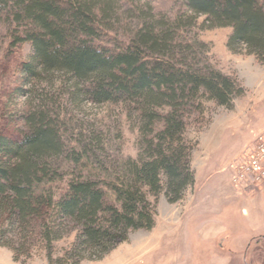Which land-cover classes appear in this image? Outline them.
Instances as JSON below:
<instances>
[{"label":"trees","instance_id":"16d2710c","mask_svg":"<svg viewBox=\"0 0 264 264\" xmlns=\"http://www.w3.org/2000/svg\"><path fill=\"white\" fill-rule=\"evenodd\" d=\"M180 1L204 17L205 27L231 28L230 52L243 50L264 62V0ZM95 2L0 0V21L5 15L18 26L10 30V46L30 44L32 54L21 70L28 81L59 73L71 82L73 100L127 106V115L134 114L138 123L140 152L123 161L119 174L104 169V178L84 177L81 171L94 155L74 147L66 153L49 111L34 108L25 114L27 133L19 141L0 135V218L23 229L36 220L49 248L63 224H71L78 231L73 250L103 255L130 232L154 226L149 196L163 194L169 203L182 198L193 184L187 121L193 111L201 112L203 100L230 108L242 88L233 77L201 64L195 45L177 43L167 25L145 23L120 48L101 45ZM60 156L79 173L68 172L58 193L50 185L65 174L52 166Z\"/></svg>","mask_w":264,"mask_h":264},{"label":"rangeland","instance_id":"374dc122","mask_svg":"<svg viewBox=\"0 0 264 264\" xmlns=\"http://www.w3.org/2000/svg\"><path fill=\"white\" fill-rule=\"evenodd\" d=\"M93 1H96L95 11L98 10L95 21L101 45L110 49L120 48L145 23L167 25L172 28L177 43L195 45L201 64L237 81L242 93L233 98L230 108L203 100L201 112L193 111L185 130V139L194 145L190 158L194 173L199 160L198 142L205 128L211 120L224 119L233 111L239 112L238 115L243 119V131L236 133L235 143L243 140L245 143L233 149L234 154L221 166L223 169L229 164L231 170L237 158L234 157L251 144L254 135L264 127V62L247 55L243 50L230 52L226 40L231 28L205 27L204 17L188 11L180 0ZM99 8L105 9L104 14ZM5 17L3 15L0 21V135L19 141L27 133L25 114L34 108L48 110V116L55 121L66 146V153L74 147L81 153L84 149L89 150L90 158L94 155L87 162L82 159V164L86 162L88 165L82 169V176L104 178L105 173H100L104 169L107 173L119 174L122 170L119 166L123 161L136 158L140 152L138 123L134 114L129 117L127 106L122 104H94L82 98L73 100L70 95L71 82L59 73L38 82L28 81L21 70L22 64L29 61L32 49L27 42L17 47L9 45L10 30L18 26L10 25ZM189 17L191 23H188ZM197 43L206 44L205 49H199ZM231 139L229 136L221 139L222 146L228 147ZM64 156L52 161V166L65 173L63 179L50 185L58 193L63 192L69 178L68 172L74 170L76 174L79 173L78 168H73ZM227 172L223 171L225 180L228 179ZM194 176L193 184L175 203L167 202L163 194H159L157 199L149 196L148 199L155 206L154 226L150 230L130 232L125 241L103 255L94 254L88 249L73 250L78 231L71 224H63L59 238L49 248L39 236L36 220L23 229L0 218V264H261L262 255L253 248L261 249L263 245L257 236L262 232L264 223L259 219L264 212L256 211L255 217H251L254 199L255 206L259 209L262 207L257 195L259 192L244 195L233 192L234 201L231 205L221 206L217 213L211 207L207 214L199 215L198 219L193 213L187 214V203L197 198ZM245 207H248L247 215L242 213ZM212 214L216 215L210 219L215 223L213 225H228L224 234L210 240L207 230L203 229L204 220L201 219Z\"/></svg>","mask_w":264,"mask_h":264},{"label":"crops","instance_id":"0c3cea01","mask_svg":"<svg viewBox=\"0 0 264 264\" xmlns=\"http://www.w3.org/2000/svg\"><path fill=\"white\" fill-rule=\"evenodd\" d=\"M248 104L251 106V103ZM238 113L239 112L237 111H233L224 119L211 120L208 127L205 128V132L200 135L197 148L199 154L198 167L197 170H194L193 173L195 175L194 180L196 182L195 186L197 191V198L195 200L191 199L190 202L187 203V214L193 213L196 217H198V219L199 215L207 214L211 210V207H213L212 211L217 213L220 211L221 206L231 205L234 201V191L229 184V176L231 174L232 167L231 170H229V164L225 168L223 167V169H221V166L225 165L226 160L234 154L233 149H238L245 143L244 140L243 142L237 141L235 143L236 133L243 131V128H241L243 119L238 115ZM263 129L264 127L261 129V131ZM258 134L254 135V140ZM225 136H229L230 138H232V142L228 145V147L226 146V148L222 146L223 144H221L223 142L221 139H223ZM234 145L236 146L234 147ZM238 154L234 158H236ZM224 170L228 171L226 174L228 175V185L226 184L227 180L224 179ZM234 194L236 193L234 192ZM257 195L259 196V199H261L259 204L262 207L260 209L257 208L255 206L256 202L254 199V205L252 206V209H254V211L251 212L252 219L255 217L256 211L264 212V190L259 192ZM246 204H248V202ZM247 208L248 207H245V209L243 208L242 211V213L245 215L248 214ZM214 215L215 214L208 215L207 217H203L201 219L204 220L205 226L203 229L207 230L206 233L209 235L210 240H213L215 237L224 234V232L227 230L226 227L228 225H213L215 223L210 219ZM259 220L261 223H264V221L262 222L261 216ZM260 222L259 225H261ZM252 224L255 225L254 223ZM262 226H264V224Z\"/></svg>","mask_w":264,"mask_h":264},{"label":"built area","instance_id":"2783aa9c","mask_svg":"<svg viewBox=\"0 0 264 264\" xmlns=\"http://www.w3.org/2000/svg\"><path fill=\"white\" fill-rule=\"evenodd\" d=\"M229 184L239 195L264 189V129L240 151L232 166Z\"/></svg>","mask_w":264,"mask_h":264},{"label":"flooded vegetation","instance_id":"af4514ba","mask_svg":"<svg viewBox=\"0 0 264 264\" xmlns=\"http://www.w3.org/2000/svg\"><path fill=\"white\" fill-rule=\"evenodd\" d=\"M261 217L263 219L264 218V214H261ZM261 228H262V232L257 237L260 238L262 240V242H263L262 248L261 249H259V248L258 249L253 248V249L255 250V252H260L261 253V255H262V262H261V264H264V226H262ZM254 250H252V251L254 252Z\"/></svg>","mask_w":264,"mask_h":264},{"label":"bare ground","instance_id":"6f19581e","mask_svg":"<svg viewBox=\"0 0 264 264\" xmlns=\"http://www.w3.org/2000/svg\"><path fill=\"white\" fill-rule=\"evenodd\" d=\"M239 153H240V152H239ZM238 155H239V154H238ZM230 175H231V174H230ZM229 178H230V176H229ZM262 190H263V189H262ZM262 190H261V191H262ZM259 192H260V191H259Z\"/></svg>","mask_w":264,"mask_h":264}]
</instances>
